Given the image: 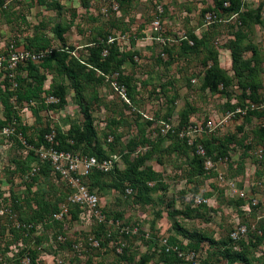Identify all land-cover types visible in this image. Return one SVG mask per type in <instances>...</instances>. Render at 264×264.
<instances>
[{
	"label": "rangeland",
	"instance_id": "374dc122",
	"mask_svg": "<svg viewBox=\"0 0 264 264\" xmlns=\"http://www.w3.org/2000/svg\"><path fill=\"white\" fill-rule=\"evenodd\" d=\"M217 1L0 0V264H244L226 250L264 264V0H240L246 23ZM97 43L107 72L79 76V98L40 67L51 51L84 62ZM233 51L250 62L242 77ZM214 65L231 80L217 93L204 85ZM34 73L41 94L16 103ZM85 134L90 145L73 139ZM62 136L107 162L81 179L94 211L49 168ZM148 170L156 180L137 176ZM64 206L74 217L55 219Z\"/></svg>",
	"mask_w": 264,
	"mask_h": 264
},
{
	"label": "trees",
	"instance_id": "16d2710c",
	"mask_svg": "<svg viewBox=\"0 0 264 264\" xmlns=\"http://www.w3.org/2000/svg\"><path fill=\"white\" fill-rule=\"evenodd\" d=\"M228 2L229 6L224 7V3ZM48 7H52L51 4H47ZM240 8V0H218L217 1V10L220 11L221 13L225 14L227 17H232L236 15L238 20H240L241 23H246L245 18H243V15L240 14L239 12ZM191 40L195 44H197L198 40L194 36H190ZM106 42V41H104ZM104 44L102 43H97V47L93 48V46H88L89 50L91 51L90 57L84 61V62H79L75 60L68 52L64 51H51L50 53H46L45 57L42 60V63L40 64V67L44 70H51L55 69L57 72V75L60 77L66 76L68 79L72 81V88L75 91V95L79 98L80 95V90H81V85L79 82V76H84L89 77L91 74H94L95 71H100V72H107V67L109 64L108 58L102 57V52L104 50L103 47ZM185 49L186 50H191V47L188 46L186 43H184ZM42 51H45L43 49ZM72 51V50H70ZM68 56L70 57L68 61ZM232 58L233 62L235 64V68L237 71V77H242V71L248 68L250 65V62L247 61H242L237 54L236 51L232 52ZM68 61V62H67ZM124 60L121 58L119 60H116L117 65H122ZM215 67L210 68L209 70L206 71L205 76H204V85L205 87L213 92L217 93L220 91V87H222L223 90H226L228 86L231 83V80L227 77L224 71L219 69L216 65ZM33 83L34 85L32 87L25 88L22 86L20 82V78H18L20 83H17V90L15 91L14 95L16 96V103L22 104L23 102L25 103H30L34 99L38 98L39 95L42 92L43 84H44V75H38L37 73L33 74ZM240 86L242 87L243 90H248L250 91L252 95V100L255 102L257 100L256 98V93H257V86L253 82H242L240 83ZM64 85L62 83L57 84L56 86V91L57 93L55 94L56 97L59 98L60 102L64 103ZM0 101L4 108L7 110L9 109L8 104L5 99L0 98ZM80 107L83 108L84 104L78 103ZM9 112V111H8ZM87 131H91L92 128L89 125L85 126ZM71 137V136H70ZM74 136H72L73 138ZM75 141L78 143H83V146L85 145H90L91 143V135L90 134H85L81 138H73ZM260 139H264V131L261 133ZM64 136L61 137L60 145L56 146V149L62 150V151H72L70 148H73L74 146H70L68 144L64 143ZM77 142L76 145H79ZM96 154L94 153L91 156H95ZM49 163V162H48ZM49 168L51 169V166L49 164ZM52 171V169H51ZM92 172V171H91ZM90 172V173H91ZM88 176V175H87ZM137 176H143V181L144 182H151L156 180L157 178V173H155L152 170H148L147 172H142V174L138 173ZM155 190V188L153 189ZM71 216L67 218V220H71L72 217H74V214L72 211L70 212ZM169 252V251H168ZM175 257H177L175 252H172ZM225 255L230 258L231 262L239 261L244 264H248L247 259L243 254L239 253H234L230 255V253L226 250ZM175 257H173L174 260Z\"/></svg>",
	"mask_w": 264,
	"mask_h": 264
},
{
	"label": "built area",
	"instance_id": "2783aa9c",
	"mask_svg": "<svg viewBox=\"0 0 264 264\" xmlns=\"http://www.w3.org/2000/svg\"><path fill=\"white\" fill-rule=\"evenodd\" d=\"M47 161L49 162L53 173L65 181L72 189L68 201L72 204L79 205L83 209L90 212L98 207L99 198L95 192L89 191L82 183L81 179L89 175V173L98 169L99 171H108L107 162L97 163L95 158H80L72 151L50 150L47 154ZM69 217L67 208L64 206L58 214L54 215L57 220L63 217ZM169 251V248H166ZM173 251L179 258L188 261L189 256L184 255L177 248Z\"/></svg>",
	"mask_w": 264,
	"mask_h": 264
}]
</instances>
